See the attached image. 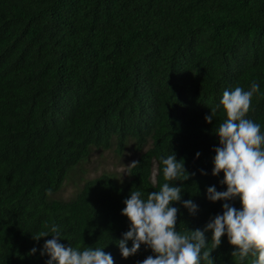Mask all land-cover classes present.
Returning <instances> with one entry per match:
<instances>
[{
    "label": "trees",
    "instance_id": "16d2710c",
    "mask_svg": "<svg viewBox=\"0 0 264 264\" xmlns=\"http://www.w3.org/2000/svg\"><path fill=\"white\" fill-rule=\"evenodd\" d=\"M253 81L246 118L264 134V0H0V264H46L51 237L32 238L45 224L65 247H104L114 264H140L150 249L123 259L116 245L129 230L123 201L158 191L171 153L194 174L172 184L183 187L177 229L203 230L223 214L207 188L226 190L223 173L211 174L222 106L212 123L205 117L226 89ZM112 139L119 150L150 141L125 183L101 175L71 200L49 199L91 147ZM221 239L215 264H254Z\"/></svg>",
    "mask_w": 264,
    "mask_h": 264
},
{
    "label": "clouds",
    "instance_id": "9594fccd",
    "mask_svg": "<svg viewBox=\"0 0 264 264\" xmlns=\"http://www.w3.org/2000/svg\"><path fill=\"white\" fill-rule=\"evenodd\" d=\"M259 91V84L253 81L248 90L242 87L226 89L220 103L205 117L212 123L213 114L222 106L225 119L215 131L218 147L214 149L212 176L223 173L220 183L225 191H217L215 186L206 190V198L215 203L223 201L222 215L210 219L203 230H189L184 224L183 231L177 229L179 209L172 205L181 201L183 187H174L190 179L184 161L177 160L171 153L162 160L163 177L166 181L158 191L132 190L123 201L125 207L121 215L129 222V230L116 241L121 257L127 259L141 246L150 249L149 255L140 264H215L211 253L227 237L233 248L231 256L241 260L249 254L256 256L254 264H264V134L260 124L246 118L253 95ZM199 153L196 157H199ZM139 161H132L126 169H136ZM203 174V173H202ZM127 175V174H125ZM155 182V179H154ZM239 200L237 209L229 202ZM190 215L198 206L188 199L182 205ZM48 231L37 233L34 240H46L41 255H47L46 264H114L111 253L104 247H65L59 243L60 230L55 224H45ZM211 232V240L205 233ZM131 241L129 248L128 242ZM209 244L211 245L209 247ZM37 249L34 247L30 254Z\"/></svg>",
    "mask_w": 264,
    "mask_h": 264
},
{
    "label": "rangeland",
    "instance_id": "374dc122",
    "mask_svg": "<svg viewBox=\"0 0 264 264\" xmlns=\"http://www.w3.org/2000/svg\"><path fill=\"white\" fill-rule=\"evenodd\" d=\"M149 146L150 141L142 150H138L135 143L127 139L119 150L116 140L112 139L110 145L105 149L91 147L88 156L68 172L60 188L50 194L49 199L71 200L86 181L101 175L110 176L118 184L125 183L129 179L130 169L123 166L126 167L132 161H136L140 153L148 149Z\"/></svg>",
    "mask_w": 264,
    "mask_h": 264
}]
</instances>
